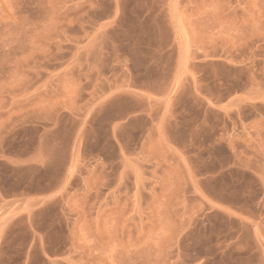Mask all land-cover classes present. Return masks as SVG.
<instances>
[{
    "label": "rangeland",
    "instance_id": "rangeland-1",
    "mask_svg": "<svg viewBox=\"0 0 264 264\" xmlns=\"http://www.w3.org/2000/svg\"><path fill=\"white\" fill-rule=\"evenodd\" d=\"M0 264H264V0H0Z\"/></svg>",
    "mask_w": 264,
    "mask_h": 264
},
{
    "label": "crops",
    "instance_id": "crops-1",
    "mask_svg": "<svg viewBox=\"0 0 264 264\" xmlns=\"http://www.w3.org/2000/svg\"><path fill=\"white\" fill-rule=\"evenodd\" d=\"M167 139V138H166Z\"/></svg>",
    "mask_w": 264,
    "mask_h": 264
}]
</instances>
